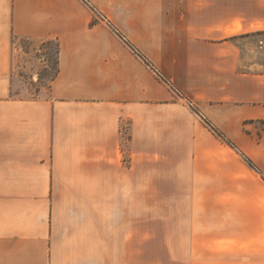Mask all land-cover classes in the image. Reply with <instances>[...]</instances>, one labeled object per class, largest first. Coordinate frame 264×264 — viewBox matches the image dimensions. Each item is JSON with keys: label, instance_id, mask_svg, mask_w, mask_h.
Wrapping results in <instances>:
<instances>
[{"label": "crops", "instance_id": "obj_1", "mask_svg": "<svg viewBox=\"0 0 264 264\" xmlns=\"http://www.w3.org/2000/svg\"><path fill=\"white\" fill-rule=\"evenodd\" d=\"M87 1L0 0V264H264V0Z\"/></svg>", "mask_w": 264, "mask_h": 264}, {"label": "rangeland", "instance_id": "obj_2", "mask_svg": "<svg viewBox=\"0 0 264 264\" xmlns=\"http://www.w3.org/2000/svg\"><path fill=\"white\" fill-rule=\"evenodd\" d=\"M87 3V0H83ZM256 16L259 21H264V2L255 5ZM260 28V29H259ZM254 35L243 36L242 44L250 46V59L254 60L256 66L252 68H241L253 72H264V26L261 24ZM251 36V37H248ZM235 36L232 33L223 36L224 42L229 45ZM249 39V40H248ZM248 40V41H246ZM16 45L24 51L17 56V73L20 77L13 85V95L16 98L32 99L45 95L51 81L57 72V43L54 41L17 39ZM261 66H258L260 65ZM150 65V64H148ZM225 73L230 68H223Z\"/></svg>", "mask_w": 264, "mask_h": 264}, {"label": "built area", "instance_id": "obj_3", "mask_svg": "<svg viewBox=\"0 0 264 264\" xmlns=\"http://www.w3.org/2000/svg\"><path fill=\"white\" fill-rule=\"evenodd\" d=\"M100 18H101L105 23H107L110 27H112L111 23L108 21V19L106 18V16L100 14ZM156 73H157V75L159 76V78H161L163 81H165V82L167 83L166 78L163 77V75H162L161 73H159L158 71H156ZM177 93H178L179 95H181V94L179 93V91H177Z\"/></svg>", "mask_w": 264, "mask_h": 264}, {"label": "trees", "instance_id": "obj_4", "mask_svg": "<svg viewBox=\"0 0 264 264\" xmlns=\"http://www.w3.org/2000/svg\"><path fill=\"white\" fill-rule=\"evenodd\" d=\"M141 56V55H140ZM142 57V56H141ZM143 58V60L147 63V64H150L149 63V61L146 59V58H144V57H142Z\"/></svg>", "mask_w": 264, "mask_h": 264}]
</instances>
